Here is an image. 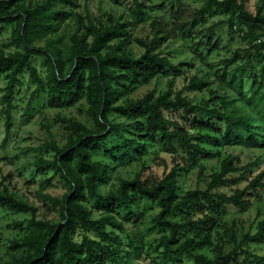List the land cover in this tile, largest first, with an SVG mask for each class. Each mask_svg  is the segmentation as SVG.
Listing matches in <instances>:
<instances>
[{
    "label": "trees",
    "instance_id": "obj_1",
    "mask_svg": "<svg viewBox=\"0 0 264 264\" xmlns=\"http://www.w3.org/2000/svg\"><path fill=\"white\" fill-rule=\"evenodd\" d=\"M58 1L75 6L71 0H46L45 4L0 0V26H13L12 39L21 48L9 53L0 48V80L6 81L2 96L6 108L3 147L13 129L15 97L25 85V75L35 86L28 111L43 96L49 109L71 107L84 100L93 127L67 120L71 134L66 145L46 143L44 148L54 153L53 159L39 158V168L54 170L68 184L61 198L43 196L58 208V221L38 220L33 206L7 187L0 191V207L32 215L26 235L14 246L20 254L5 264H133V258L143 253V243L130 231L143 217V202L159 209L154 226L162 236L150 250L169 260L185 255L194 264H223L235 260L241 245L264 243L263 216L256 234L244 235L241 244L227 255L215 245L214 233L230 209L247 212L262 199L264 191V171L249 180L246 167L235 176L241 169L238 159L231 155L222 161L219 172L211 175L204 190L180 194L179 165L154 177L145 175L146 166L142 164L133 179L121 180L117 189L108 193L102 191L110 183L116 165L141 161L148 154L147 146L155 142L164 148L178 144L184 151L178 156L179 162L190 169L198 168L199 177L206 170L201 161L214 157L203 147L205 142L264 149V7L253 14L240 0H204L203 6L194 11L183 5V0H173L169 19H154L151 36L135 39L144 50L135 57L129 50L132 41L128 25L115 21L100 26L89 23L84 33L79 30L72 35L65 54L57 45L60 41L49 39L72 16L56 4ZM133 4L137 22L147 21L145 3L133 0ZM217 11L230 15L231 30L237 27L234 22H239L248 44L247 49L237 51L228 60L220 81L239 101L256 108L257 120L235 108L233 102L221 106L196 104L185 93L206 91L210 84L206 78L194 75L184 89L174 91L176 78L188 65L173 64L163 55V45L180 37L190 38L193 30ZM42 40H48L46 47H34ZM37 57L46 60L45 77L34 64ZM157 77L170 79L166 91L159 95L152 91L139 100H128L140 86ZM248 79L252 84L247 93ZM112 114L129 122L114 123L110 120ZM98 154L108 161L96 160ZM242 182L247 185L232 194L220 191ZM95 210L100 213L98 219L93 216ZM207 249L215 253V258L202 253ZM243 253L247 262L264 264V256L249 250Z\"/></svg>",
    "mask_w": 264,
    "mask_h": 264
},
{
    "label": "rangeland",
    "instance_id": "obj_2",
    "mask_svg": "<svg viewBox=\"0 0 264 264\" xmlns=\"http://www.w3.org/2000/svg\"><path fill=\"white\" fill-rule=\"evenodd\" d=\"M75 6L58 1L56 4L67 9L71 17L63 23L59 31L50 36V41L60 43L59 49L66 54L71 46V37L77 31L84 33L89 23L94 25H107L111 21L121 22L128 25L132 44L129 47L132 55L139 57L144 50L135 42L136 38L151 36L150 24L154 19H169L171 4L173 0H139L145 3L149 17L145 22H137L134 11L133 0H71ZM246 9L255 14L263 6L264 0H240ZM45 4L46 0H33V4ZM204 0H183V5L197 11L203 6ZM60 7V6H57ZM264 13V8H263ZM230 15L225 11H217L207 18L206 23L195 28L188 39L178 38L177 40L165 43L161 49L163 55L173 64H185L182 76L176 78L174 91H181L188 84L190 79L197 75L206 78L210 83L204 92L188 93L196 104L210 102L211 105H219L229 101L233 106L246 114H251L257 120L258 114L254 107L246 106L238 100V96L228 89L219 76L222 75L228 60L242 49H247L248 44L243 35L245 30L239 22L235 21L233 30L229 27ZM211 29L212 33H211ZM13 26H0V48L6 52H14L21 49L12 39ZM48 40L36 41L34 47H46ZM241 54V53H240ZM34 64L42 77L47 74L46 60L41 57L34 58ZM170 79L157 77L149 84L140 86L132 93L128 100L136 101L143 98L149 92L154 91L156 95L162 94L168 88ZM24 87L19 88L15 97L13 116V129L7 143L3 147L6 138L5 131V106L2 103V96L6 81L0 80V191L5 187L18 199L33 206L36 209L38 220L49 219L59 220L58 208L45 201L43 196L49 195L53 198H61L68 190V184L52 169L42 170L38 167L40 157L51 161L54 153L44 148L46 143H55L59 147L66 145L71 131L66 121L72 119L93 127L92 121L87 115L88 105L83 100L74 106L61 109L46 108L44 96L39 99L34 108L27 110V104L35 89L30 83L28 75L24 76ZM250 79L246 81V92L251 86ZM110 120L114 123L126 124L129 121L118 115H111ZM207 134V132H201ZM214 135V134H210ZM203 147L211 150L214 157L201 161L206 167L204 175L199 177L198 168H187L179 162L178 156L183 150L178 144L164 148L159 142L147 146L148 154L141 161H127L126 164H118L111 173L110 183L102 188L108 193L117 189L121 180L133 179L141 170L142 164L146 166L145 175L161 177L173 167L179 165V193L185 194L189 190L206 189L212 174L219 172L222 161L228 156L238 159V167L247 168V178H255L264 171V149L245 148L242 146H217L215 141L205 142ZM136 154V150H133ZM99 161H108L102 154L94 157ZM247 185L242 182L236 186L223 188L220 191L232 194L236 189H243ZM92 207V204H89ZM93 209V208H92ZM159 209L155 205L143 202L140 212L143 217L132 226L130 233L136 235L143 243V253L140 257L133 258V264H194L187 256H181L176 261L169 260L161 254L150 250V247L158 244L161 232L154 226V218ZM30 212L13 213L6 208L0 207V264L9 262L20 252L14 247L26 235V224L31 218ZM94 218L98 219L100 213L95 210ZM264 216V191L262 199L254 202L253 207L247 212L237 209H230V213L222 219L220 226L214 233L215 245H218L224 255H227L241 244L244 235H255L258 223ZM130 244V241H127ZM234 261H225L223 264H252L247 262L243 253L249 250L258 256H264V243L241 245ZM209 258H215V253L209 249L203 251ZM254 264V263H253Z\"/></svg>",
    "mask_w": 264,
    "mask_h": 264
}]
</instances>
